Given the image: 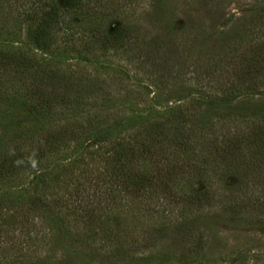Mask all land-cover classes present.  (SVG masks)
<instances>
[{
    "label": "rangeland",
    "instance_id": "obj_1",
    "mask_svg": "<svg viewBox=\"0 0 264 264\" xmlns=\"http://www.w3.org/2000/svg\"><path fill=\"white\" fill-rule=\"evenodd\" d=\"M113 1L117 2L122 11L112 19L109 27L112 31L122 22L130 28L136 27V23L145 26H148V22L158 24L152 21L156 18L159 22L174 23L175 32L172 36L183 49L182 59L187 60L184 63L190 65L200 62L195 58H203V55L215 51L209 52L226 38L238 42L245 34L253 37L256 28L258 30L261 26L257 22L261 20L258 10L264 7V0H165V7L163 4L156 6L158 0ZM29 3V0H0V50L20 55L27 73L35 72L41 76L44 71L46 77L57 80L59 86L63 84L67 99L74 102V105L60 108L56 111L58 114L50 116L46 130H52V138L56 142L48 144L50 152L47 156L31 167H26L14 180L0 184V264H33L36 259L43 260L46 257L50 259L45 264H157L150 262V254L161 251L169 253L171 260L160 264H264V227L253 226V222L264 213L263 165L249 175L246 171L241 188L239 186L237 190L233 188L237 183L235 177H227L223 183L213 178L215 182L209 188L211 193L232 194L236 201L245 199L243 205H255L256 200H261L251 210L242 207L246 210L240 214L245 219V225L238 226L235 219L234 223L231 222L225 213V207L232 208L233 203L217 202L201 209L203 225L198 227L197 223V229L185 235L184 240L178 234L170 235L173 229L168 228V239L155 243V240L151 242L149 238L151 235L154 238L157 236L155 233L162 224L156 222V219L143 216L137 209V201L129 199V195L124 196L122 192L120 194L112 182L119 181L118 172L121 170L135 171L137 165L134 160V166L129 165L126 169L120 161L115 162L120 148L117 139L111 143L91 140L81 145L82 136L77 134L83 128L87 132L84 138L93 139L92 133L104 125L132 119L134 115L150 116V120H156L161 112L154 110L158 107L165 109L166 98L172 88L177 89L176 94L182 97L187 91H193L195 96L201 92L211 97H220L222 87H199L192 75L181 76L179 73L173 74L174 78L166 79L157 69L158 65L154 68V65L146 63V66L142 64V59H138L137 63L136 57L127 59L114 49L106 51L98 42L89 46L79 43L68 50L62 46L61 39L59 41L56 37L54 41L60 56L55 54V57L58 60L50 61L48 65L42 64L41 58L48 51L40 47L38 41H34V25L29 24L22 15ZM155 28L154 25L150 26L144 34H153ZM260 34L263 38V26L256 38L243 44L239 42L242 51L248 53L249 48H254L255 42L260 40ZM200 43H203V47ZM233 45L236 46L235 43ZM64 56L74 58L65 59ZM227 64L225 61L219 62L218 68L221 73L231 75V66ZM44 83L50 84L47 79ZM4 84L0 76V114L6 112L10 105V97L4 93ZM188 98H182L184 103L188 102ZM256 99L257 96H245L237 101L253 105ZM171 100L173 105L178 103ZM77 108L81 110L79 116ZM246 123L237 121L230 124L229 129L245 132L249 130ZM21 132L11 131L8 138L14 141L20 138L23 142L24 134ZM122 132V139L118 137L122 147L131 144L136 150L133 142L136 139L137 142L143 141L153 134V129L146 122L140 124L134 121L133 127ZM34 169L41 170L35 177L32 173ZM112 173L111 180L109 177ZM28 180L31 182L20 188L22 182ZM108 183L116 190L114 194L117 203L114 207L103 200L106 196L101 186L105 187ZM95 186L98 188L97 200L100 201L96 204V201L92 202L86 208L79 202L80 197ZM203 186L194 183L195 188L202 189ZM154 195L158 196L159 191ZM36 198H40L49 207L39 217L29 212ZM53 208L55 212L61 210L66 215L63 229L68 233L70 242L63 241L62 244L55 242L54 237L49 238L47 233L53 227L59 232L58 227L52 224ZM80 211L85 214L84 222L80 221L81 215L75 213ZM26 217L30 218L29 227L32 225L29 236L19 230L22 227L21 220ZM70 245L69 248H75L76 253L70 249L66 252L61 249ZM188 248L192 250L191 257L182 258L180 251H187ZM77 249L82 250L79 253Z\"/></svg>",
    "mask_w": 264,
    "mask_h": 264
},
{
    "label": "trees",
    "instance_id": "obj_2",
    "mask_svg": "<svg viewBox=\"0 0 264 264\" xmlns=\"http://www.w3.org/2000/svg\"><path fill=\"white\" fill-rule=\"evenodd\" d=\"M164 1L158 0L156 6L163 4L165 7ZM29 2L27 10H24L22 15L29 24L34 25V41H38V45L48 51V54L41 58L42 64L48 65L50 61L58 60L55 57V54L60 56L54 41L56 37L59 41L61 39L62 46L68 50L79 43L89 46L98 42L106 51L114 49L127 59L136 57V62L142 59V64L146 66L150 64L156 68L158 65L157 69L166 79L179 73L181 76L192 75L196 86L199 87L215 89L222 87L220 97H211L201 92L195 96L192 94L193 91H187L182 97L176 94L177 89L172 88L166 98L165 109L158 107L154 110L157 113L161 112L156 120H150V116L134 115L132 119L117 120L104 125L102 129L99 128L97 132L92 133L93 139L84 138V133L87 132L83 128L77 134L82 136L81 145L91 140L111 143L117 139L120 148L118 153L116 152L118 157L115 156V162L120 161L126 169L129 165L134 166L132 162L134 160L136 170L126 171L119 168L118 170H121L118 172L119 181L112 182L120 194L122 192L124 196L129 195V199L137 201V209L143 216L156 219V222L162 224L155 233L157 236L155 238L150 236L151 242L152 240H155V243L165 242L169 236L168 228L173 229L170 235L178 234L181 240H184L185 235L197 229V223L198 227L203 225L201 209L217 202L233 203L234 207H225V213L227 212L231 222L235 219L238 226L245 225V219L240 216L246 211L242 207L251 210V207L259 205L261 200H256L255 205H243L245 199L236 201L232 194L211 193L209 188L214 179L223 183L225 178L235 177L237 183L233 188L237 190L239 186L241 188V181L247 175L246 171L249 175L256 168L264 166V37L262 38L260 34V40L255 42L254 48H249L248 53L246 50L242 51L239 44L254 38L260 27H264V7L258 10L261 20L257 22L261 26L258 30L256 28L253 37L251 34H248L249 37L245 34L238 42L226 38L216 49L209 50V52L215 50L208 53L209 55L195 58L200 62L191 66L184 63L187 60L182 59L183 49L175 43L176 40L172 36L175 32L174 23L159 22L156 18L152 21L158 24L148 22L150 25L145 26L136 23V27L130 28L122 22L112 31L109 28L111 21L122 11L113 0H29ZM152 25L156 27V31L146 36L144 33H147ZM200 45L203 47V43ZM197 49L198 47L194 51ZM222 61L231 66L233 72L231 75L220 72L218 63ZM22 65L20 55L0 50V76L6 84L4 93L10 97L8 99L10 105L6 112L0 114V184L14 180L26 167H31L47 156L50 152L48 144L56 142V139L52 138V130H46L50 116L58 114L56 111L60 108L74 105V102L67 99L63 84L59 86V82L46 77L44 71L41 76H37L39 73L34 74L35 72L27 73ZM46 79L50 82L49 85L44 83ZM245 96H257V99L253 105L237 101ZM182 98H188V102L184 103ZM171 99L178 103L173 105ZM79 111L80 108H77L78 116ZM134 121L140 124L146 122L149 128L153 129V134L148 135L143 141L137 142L136 139L133 142L136 150L131 144L122 147L120 142L122 130L133 127ZM237 121L247 122L249 130L231 131L230 124ZM98 122L101 124L100 119ZM19 130L24 134L23 142L19 140L20 138L18 141L8 138V133ZM113 134L116 136L113 137ZM40 171L34 169L32 171L34 177ZM109 178L112 180L113 173ZM29 181L31 182V180L22 182L20 188L27 186ZM194 183H201L205 187L195 188ZM101 188H104L106 196L103 200L114 207L117 203L114 187L108 183ZM86 191H88L86 195L82 194L79 201L84 207L87 208L95 201V204L99 203L96 186ZM156 191H159L158 196L154 195ZM39 199L36 198L29 211L32 215L36 213L38 217L49 208ZM53 212L52 224L58 227L59 232L53 227L47 233L49 238L54 237L55 242L62 244L63 241L70 242L68 233L63 229L66 225V215L61 210L55 212V208ZM75 213L81 215L80 221L84 222L85 214L83 215L82 211ZM29 219L26 217L21 220L23 222L20 229L19 224L17 225L25 236L32 232ZM255 225L264 227V213L253 222V226ZM71 246L61 249L65 252L70 249L76 253L74 247L69 248ZM81 250L77 249V252L80 253ZM191 252L192 250L188 248L187 251H180L179 255L189 259ZM150 256V262L157 264L171 260V256L165 251L152 252ZM49 259L48 257L43 260L36 259L33 264H45Z\"/></svg>",
    "mask_w": 264,
    "mask_h": 264
}]
</instances>
